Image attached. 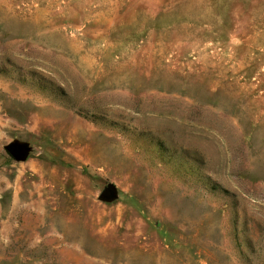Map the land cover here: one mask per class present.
Listing matches in <instances>:
<instances>
[{
	"label": "rangeland",
	"instance_id": "374dc122",
	"mask_svg": "<svg viewBox=\"0 0 264 264\" xmlns=\"http://www.w3.org/2000/svg\"><path fill=\"white\" fill-rule=\"evenodd\" d=\"M0 264H264V0H0Z\"/></svg>",
	"mask_w": 264,
	"mask_h": 264
},
{
	"label": "water",
	"instance_id": "95a60500",
	"mask_svg": "<svg viewBox=\"0 0 264 264\" xmlns=\"http://www.w3.org/2000/svg\"><path fill=\"white\" fill-rule=\"evenodd\" d=\"M6 152L10 155V157L14 160V161H18L22 158V151L15 145H6L5 147ZM111 192L108 188H105L102 191V196L104 198H108L110 197Z\"/></svg>",
	"mask_w": 264,
	"mask_h": 264
}]
</instances>
